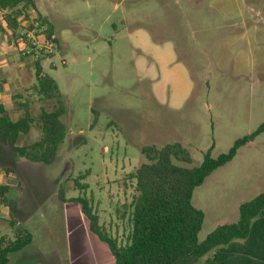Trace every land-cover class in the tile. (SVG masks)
<instances>
[{
    "label": "rangeland",
    "instance_id": "374dc122",
    "mask_svg": "<svg viewBox=\"0 0 264 264\" xmlns=\"http://www.w3.org/2000/svg\"><path fill=\"white\" fill-rule=\"evenodd\" d=\"M32 2L29 19L52 29L55 52L47 60L41 53L22 56L17 31L0 13V102L12 120L23 115V103L34 118L18 145L40 138L37 117L58 100L37 93L38 60L57 84L67 132L51 164L30 162L0 143L1 171L11 174L10 215L2 218L32 234L10 264H114L74 199L85 196L103 230L124 243L134 194L129 175L145 162L141 147L177 142L191 160L173 162L192 168L208 149L216 158L259 127L264 0ZM63 185L65 202L58 199ZM242 187L243 199L264 192V132L194 189L192 205L204 214L198 242L233 221ZM0 233L12 238L1 219Z\"/></svg>",
    "mask_w": 264,
    "mask_h": 264
},
{
    "label": "trees",
    "instance_id": "16d2710c",
    "mask_svg": "<svg viewBox=\"0 0 264 264\" xmlns=\"http://www.w3.org/2000/svg\"><path fill=\"white\" fill-rule=\"evenodd\" d=\"M32 0H0V13L7 25L16 30L21 22L30 21L28 9ZM21 20V21H20ZM37 21V19H35ZM38 22V21H37ZM33 24H29L32 29ZM39 27H41L39 25ZM38 27V28H39ZM43 33L52 38V29ZM36 91L43 99H57V108L41 110L37 117L41 136L38 140L18 145L21 136L27 135L34 124L27 104H20L24 113L12 120L0 103V143L14 155L30 162L51 164L66 136V126L60 117L65 113L59 101L56 82L43 73L35 61ZM264 132V120L252 133L236 139L226 153L211 157L208 149L201 163L192 168L173 162L189 163V151L181 144L168 143L162 147L143 146L140 153L145 162L129 175L134 194L131 201L129 233L124 243L108 235L98 223V217L85 196L74 201L88 221V230L104 243L114 264H264V192L240 204L238 219L223 224L198 242L204 214L192 205V193L215 170L229 163L239 148ZM11 171L10 169H4ZM78 189L85 184L74 182ZM8 186H0V203L8 205ZM64 185L58 189V199L65 202ZM12 238L0 237V264H9V255L32 242V234L23 226L10 221Z\"/></svg>",
    "mask_w": 264,
    "mask_h": 264
},
{
    "label": "built area",
    "instance_id": "2783aa9c",
    "mask_svg": "<svg viewBox=\"0 0 264 264\" xmlns=\"http://www.w3.org/2000/svg\"><path fill=\"white\" fill-rule=\"evenodd\" d=\"M21 21V20H20ZM32 23V29L29 24ZM35 19L28 22H21L17 27V35L14 38L15 49L22 56H34L36 59L41 53L45 59H49L54 54L55 41L43 33Z\"/></svg>",
    "mask_w": 264,
    "mask_h": 264
},
{
    "label": "crops",
    "instance_id": "0c3cea01",
    "mask_svg": "<svg viewBox=\"0 0 264 264\" xmlns=\"http://www.w3.org/2000/svg\"><path fill=\"white\" fill-rule=\"evenodd\" d=\"M1 103V102H0ZM3 104V103H2ZM4 105V104H3ZM4 107L6 108V106L4 105ZM229 163H227L226 165H228ZM225 166V165H224ZM216 171V170H215ZM214 172H212L210 175H212ZM10 173H8V174H5L4 173V171H1V168H0V186H4V185H7L8 186V188H9V190H10V186L8 185V183H5L6 181H8L9 179H10ZM209 175V176H210ZM256 187H257V185H256ZM9 190H8V192H9ZM245 190V187H242V189L240 190L241 192H240V194H239V196H240V199H237L235 202H234V208H232L231 209V212H232V215L234 216L233 218V221H231L230 223H228V224H231V223H234V222H236L237 221V219H238V209H239V206H240V204L241 203H243V202H245V201H248V200H250V199H252L253 197H255V196H257L258 194H260V193H258V191H257V189H256V193H255V195H250V197H246V199H243V198H245V196L243 195V193L245 192L244 191ZM262 193V192H261ZM9 205V204H8ZM8 205H4V204H2V203H0V219L2 220V221H7L8 223H9V225H10V221H11V219L9 218L8 220H6V219H4V218H2V216H9L10 215V213H8L7 212V209H8ZM230 212V213H231ZM0 237H5V238H8V236L7 235H2V233H0ZM10 256V255H9ZM9 264H10V257H9Z\"/></svg>",
    "mask_w": 264,
    "mask_h": 264
}]
</instances>
